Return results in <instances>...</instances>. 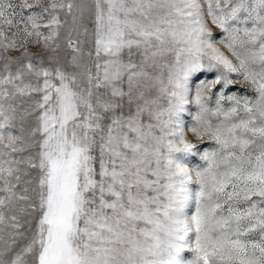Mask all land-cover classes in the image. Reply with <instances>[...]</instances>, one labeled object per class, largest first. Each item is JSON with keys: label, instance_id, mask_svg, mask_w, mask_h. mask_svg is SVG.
<instances>
[{"label": "snow or ice", "instance_id": "obj_1", "mask_svg": "<svg viewBox=\"0 0 264 264\" xmlns=\"http://www.w3.org/2000/svg\"><path fill=\"white\" fill-rule=\"evenodd\" d=\"M0 264H264V0H0Z\"/></svg>", "mask_w": 264, "mask_h": 264}, {"label": "rangeland", "instance_id": "obj_2", "mask_svg": "<svg viewBox=\"0 0 264 264\" xmlns=\"http://www.w3.org/2000/svg\"><path fill=\"white\" fill-rule=\"evenodd\" d=\"M36 49H33V51H35ZM182 119H185V120H190V118H187V117H184L183 115H182ZM197 143H198V141H197ZM185 164H187L188 166H194V165H197V164H199L200 163V161H199V159H198V157L197 156H188L186 159H184V161H183ZM194 187V186H193ZM192 211H194V205H190L189 206V208L188 209H186V213L188 214V215H191V213H192ZM189 239L190 240H192V239H194V234L193 235H190V237H189ZM191 257H192V253L191 252H189V251H184V252H182L181 253V259L182 260H189V259H191Z\"/></svg>", "mask_w": 264, "mask_h": 264}]
</instances>
